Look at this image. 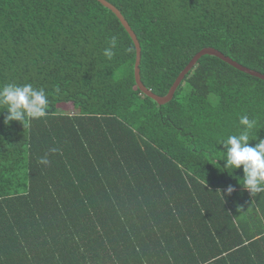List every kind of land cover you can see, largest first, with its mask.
Instances as JSON below:
<instances>
[{"label":"trees","instance_id":"1","mask_svg":"<svg viewBox=\"0 0 264 264\" xmlns=\"http://www.w3.org/2000/svg\"><path fill=\"white\" fill-rule=\"evenodd\" d=\"M108 1L159 95L208 46L264 73V0ZM135 61L98 0H0V86L50 99L25 126L0 106V264H264V193L215 151L243 115L264 139V80L205 55L160 105Z\"/></svg>","mask_w":264,"mask_h":264},{"label":"clouds","instance_id":"2","mask_svg":"<svg viewBox=\"0 0 264 264\" xmlns=\"http://www.w3.org/2000/svg\"><path fill=\"white\" fill-rule=\"evenodd\" d=\"M116 47L117 39L112 37L103 50V55L111 59L115 55ZM49 105L50 99L44 88H36L31 83H8L0 86V106L7 112L4 117L5 124L18 121L25 126L26 122L45 118ZM256 124L255 119H250L247 115L241 116L238 132L217 141V145H222L224 150L218 151L217 145L215 148V151L223 154L220 160L225 161L223 168L226 171H235L242 167L244 175L240 183L253 197L264 193V139L258 137L255 146L250 144V134ZM51 151L56 152L57 149ZM49 162L47 156L39 160L42 165H48ZM234 191L235 189L229 186L227 194L231 195Z\"/></svg>","mask_w":264,"mask_h":264},{"label":"water","instance_id":"3","mask_svg":"<svg viewBox=\"0 0 264 264\" xmlns=\"http://www.w3.org/2000/svg\"><path fill=\"white\" fill-rule=\"evenodd\" d=\"M98 1L116 14V16L121 21L122 25L125 27L129 35L131 36L136 46V61H135V66H134V74H135L136 83L139 89L142 91V93L151 97L160 105H164L170 102L174 98L178 87L181 85L186 75L196 66L198 61L205 55L216 56L222 59L223 61H225L226 63L234 66L235 68L264 80V73L256 69L250 68L246 65H243L242 63L238 62L231 56L226 55L225 53H223L222 51H220L219 49L215 47L208 46V47H204L203 49H201L198 53H196L193 56V58L189 61L186 67L180 72L175 82L170 87L168 93L165 95H159L155 93L152 89L147 87L142 80V77H141L142 47H141L140 40L138 39V36L133 30V28L131 27L130 23L128 22L126 17L123 15V13L114 4H112L108 0H98Z\"/></svg>","mask_w":264,"mask_h":264},{"label":"rangeland","instance_id":"4","mask_svg":"<svg viewBox=\"0 0 264 264\" xmlns=\"http://www.w3.org/2000/svg\"><path fill=\"white\" fill-rule=\"evenodd\" d=\"M73 108L72 107H70V110H68V111H71ZM73 111V110H72ZM76 112V111H75Z\"/></svg>","mask_w":264,"mask_h":264}]
</instances>
